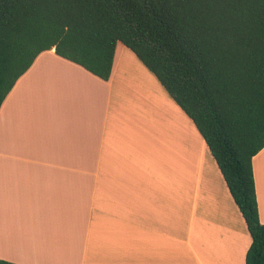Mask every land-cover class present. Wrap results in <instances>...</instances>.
<instances>
[{"label": "crops", "instance_id": "crops-1", "mask_svg": "<svg viewBox=\"0 0 264 264\" xmlns=\"http://www.w3.org/2000/svg\"><path fill=\"white\" fill-rule=\"evenodd\" d=\"M253 172L264 223V147ZM251 241L195 124L125 45L108 80L43 51L5 98L0 260L246 264Z\"/></svg>", "mask_w": 264, "mask_h": 264}, {"label": "trees", "instance_id": "trees-1", "mask_svg": "<svg viewBox=\"0 0 264 264\" xmlns=\"http://www.w3.org/2000/svg\"><path fill=\"white\" fill-rule=\"evenodd\" d=\"M119 43L195 124L247 224L246 264H264V0H0V108L43 51L108 80Z\"/></svg>", "mask_w": 264, "mask_h": 264}, {"label": "rangeland", "instance_id": "rangeland-1", "mask_svg": "<svg viewBox=\"0 0 264 264\" xmlns=\"http://www.w3.org/2000/svg\"><path fill=\"white\" fill-rule=\"evenodd\" d=\"M203 138V137H202ZM190 215H191V213H190Z\"/></svg>", "mask_w": 264, "mask_h": 264}]
</instances>
